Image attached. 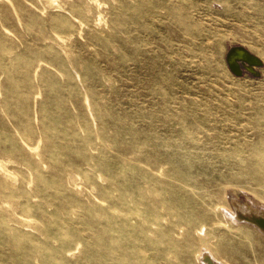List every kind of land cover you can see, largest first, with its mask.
Listing matches in <instances>:
<instances>
[{"label":"rangeland","instance_id":"374dc122","mask_svg":"<svg viewBox=\"0 0 264 264\" xmlns=\"http://www.w3.org/2000/svg\"><path fill=\"white\" fill-rule=\"evenodd\" d=\"M233 200L264 208V0H0V264H264Z\"/></svg>","mask_w":264,"mask_h":264},{"label":"bare ground","instance_id":"6f19581e","mask_svg":"<svg viewBox=\"0 0 264 264\" xmlns=\"http://www.w3.org/2000/svg\"><path fill=\"white\" fill-rule=\"evenodd\" d=\"M49 1H51V0H49ZM244 48H246V47H244ZM246 49L249 52L253 53L250 48L249 49L246 48ZM253 54H255L256 56H258L259 58L262 59V57L260 55H258L257 53H253ZM225 59H226V57H225ZM240 63L248 64L244 60H240ZM261 63H262V60H261ZM257 65H259V64H257ZM257 65L252 63L255 74H257ZM218 203H221V201H219ZM232 204H234V206H232L231 203L229 204V206L226 204H220V205L216 204L215 210L217 211L219 209L220 211H222L223 216L226 219H229V220H226V219L225 220L226 221L231 220L230 222L233 226L243 225V226L251 229V231H253L257 234L259 233L262 236H264V208L263 209L257 208V207H254L252 204L239 203V202H236L234 200H233ZM191 222L192 221L186 222V224L191 223ZM179 226H180V224L178 222H176L174 228L175 227L179 228ZM191 230L198 237L206 236L205 226H204L203 220L202 221L195 220V224L192 225ZM243 236L245 238H250V235H248V234L243 233ZM206 242H208L209 244L212 243L209 238L206 240ZM209 247H210L209 250H206L203 253V258L205 261L204 264H224V262L221 259L216 257V252L212 248V244L209 245ZM255 260H256V262L257 261L260 262V257L256 256Z\"/></svg>","mask_w":264,"mask_h":264},{"label":"water","instance_id":"95a60500","mask_svg":"<svg viewBox=\"0 0 264 264\" xmlns=\"http://www.w3.org/2000/svg\"><path fill=\"white\" fill-rule=\"evenodd\" d=\"M240 60L246 61L248 64H243L244 69L241 66ZM226 61L230 70L237 75L242 74L244 71H248L251 74L254 73L252 63L260 64L261 60L255 54L249 52L244 46L234 45L229 48L226 54Z\"/></svg>","mask_w":264,"mask_h":264}]
</instances>
